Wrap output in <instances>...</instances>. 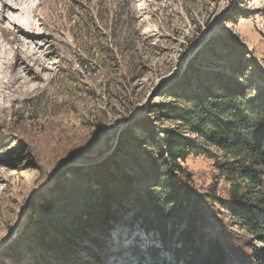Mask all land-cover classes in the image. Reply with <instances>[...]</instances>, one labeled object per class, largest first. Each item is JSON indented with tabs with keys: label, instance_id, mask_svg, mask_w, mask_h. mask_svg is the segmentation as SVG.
Segmentation results:
<instances>
[{
	"label": "rangeland",
	"instance_id": "1",
	"mask_svg": "<svg viewBox=\"0 0 264 264\" xmlns=\"http://www.w3.org/2000/svg\"><path fill=\"white\" fill-rule=\"evenodd\" d=\"M33 1L32 28H9L0 14V41L6 46L0 73V264L173 262V242L162 246L142 225L151 209L148 192H170L163 189L160 151L148 136L163 137L167 128L194 135L178 126L181 121L162 117L154 104L181 103L183 91L197 90L210 76L213 82L226 79L233 65L245 71L244 83L264 90V35L250 20L253 12L264 10V0ZM18 30L27 31L28 42ZM174 86L182 91L178 97L172 95ZM123 124L109 152L95 160L75 158L60 170L73 168L64 181L78 188L81 219L38 205V193L50 186L60 171L50 175L62 161L84 155L82 147L97 137L100 150L107 148ZM125 128L132 134L121 138ZM201 148L180 161L191 174L184 181L188 197L203 216L199 247L204 250V243L218 239L229 254L225 264H250L251 247L260 243L224 201L228 184L218 177L215 162L226 156L212 145ZM101 176H107L104 182L114 194L111 223L105 222L103 208L84 209L83 194L100 193ZM32 206H38L34 213ZM37 220L65 230L69 240L56 256L34 241ZM229 246L247 259L237 260Z\"/></svg>",
	"mask_w": 264,
	"mask_h": 264
},
{
	"label": "trees",
	"instance_id": "2",
	"mask_svg": "<svg viewBox=\"0 0 264 264\" xmlns=\"http://www.w3.org/2000/svg\"><path fill=\"white\" fill-rule=\"evenodd\" d=\"M244 72L242 68L233 65L232 74L227 75L226 79L213 82L210 76L206 84H199L197 90L189 88L183 91L185 100L181 103L154 104L155 110L161 113L162 117H173V120L181 121L178 126H186L187 131L194 135L192 138L179 129L167 128L163 137L148 136L150 144L156 143L162 157L161 172L166 176L163 189L168 188L167 191H170L165 193L164 190L166 195L162 192H148L151 209L142 220L144 230L156 233L162 246L168 247L169 243L173 242V262L166 263L162 259L161 264H225L227 259H230L218 239L204 243V250L199 247L203 240V216L198 210V203L189 199L188 188L184 185V181H188L191 174L180 161L184 160L191 150L201 148V145L202 151H206L203 144L212 145L224 152L225 160L215 162L218 177L228 184L224 201L229 203L240 226L260 243L251 247L249 263L264 264V90L256 91L251 85L244 83L240 78L245 75ZM176 87H173L172 95L178 97L182 91ZM127 131L128 128L123 129L120 137L130 133ZM146 133L145 131L143 134ZM97 138L93 145L87 143L82 147L83 154L96 153L103 147L101 139ZM71 169L73 168L67 167L60 171L50 186L38 193V205H44L46 210L58 216H72L77 213L80 201L77 198L78 188L67 186L64 181L66 171ZM121 175L122 179L131 182L127 174ZM106 177L101 176L97 181L101 186L100 193L89 189L87 195L83 194L86 200L84 209L91 210V206L103 208L108 211L105 222L111 223L113 218L109 197L114 194L112 186L104 182ZM217 186L218 184L214 187V193ZM218 199L223 198L218 196ZM37 207L32 206L31 213L36 212ZM170 209L173 212L168 215L167 211ZM79 213L81 214V211L75 216L81 219ZM197 218L199 223L196 222ZM182 221L185 222L183 227L180 226ZM37 223L39 228L33 230L34 241L44 251L56 256L69 240L65 236V230L52 228L47 223L43 224L44 221L37 220ZM56 234L61 237L53 238ZM235 247L229 246L231 252L238 257L236 259L243 262L247 255L237 252ZM150 250L157 252L156 247Z\"/></svg>",
	"mask_w": 264,
	"mask_h": 264
},
{
	"label": "bare ground",
	"instance_id": "3",
	"mask_svg": "<svg viewBox=\"0 0 264 264\" xmlns=\"http://www.w3.org/2000/svg\"><path fill=\"white\" fill-rule=\"evenodd\" d=\"M14 1L10 2V0H4L0 4V14L2 15V19L4 20V23L12 29H16L17 26L21 25L22 27H25V29L32 28L33 24L31 21V11L34 7V1L28 0V1H22L19 4L13 3ZM24 13V16H21V14ZM18 33L23 35L24 43L28 42L26 41V35L28 34L27 31L18 30ZM1 37V36H0ZM2 40L0 41V73L2 70V63H1V57L4 54V50L6 49V46L3 44ZM27 55H31L32 52L30 49L25 50ZM20 69L15 71L16 76H20ZM130 243V241H129Z\"/></svg>",
	"mask_w": 264,
	"mask_h": 264
},
{
	"label": "water",
	"instance_id": "4",
	"mask_svg": "<svg viewBox=\"0 0 264 264\" xmlns=\"http://www.w3.org/2000/svg\"><path fill=\"white\" fill-rule=\"evenodd\" d=\"M179 74V72H177V74L176 75H174V76H172L169 80H167V81H165L164 82V85H167V84H169L170 82H172L176 77H177V75ZM126 122H124V124H125ZM124 124L123 125H120L119 127H118V129L114 132V134H113V137H112V142H111V144L107 147V148H104V149H102V150H100V151H98L97 153H95V154H92V155H76V156H73V157H69V158H67L66 160H64V161H62L54 170H53V172H52V174L50 175V177L53 175V174H55V173H58L64 166H66V165H68V163L70 162V161H72L73 159H75V158H80V159H83V160H95V159H98V158H100L103 154H105V153H107V152H109L112 148H113V146H114V144L116 143V140H117V138H118V133H119V131L121 130V128L124 126ZM49 177V178H50ZM37 187H35L33 190H31V192L29 193V199L31 198V196H33V191L36 189ZM19 222V220L16 222V223H18Z\"/></svg>",
	"mask_w": 264,
	"mask_h": 264
},
{
	"label": "built area",
	"instance_id": "5",
	"mask_svg": "<svg viewBox=\"0 0 264 264\" xmlns=\"http://www.w3.org/2000/svg\"><path fill=\"white\" fill-rule=\"evenodd\" d=\"M252 25L264 35V10L255 11L250 15Z\"/></svg>",
	"mask_w": 264,
	"mask_h": 264
}]
</instances>
